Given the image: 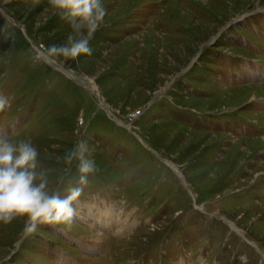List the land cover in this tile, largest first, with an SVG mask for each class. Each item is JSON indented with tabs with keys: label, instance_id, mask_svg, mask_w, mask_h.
<instances>
[{
	"label": "rangeland",
	"instance_id": "obj_1",
	"mask_svg": "<svg viewBox=\"0 0 264 264\" xmlns=\"http://www.w3.org/2000/svg\"><path fill=\"white\" fill-rule=\"evenodd\" d=\"M258 88L264 0H0V137L62 196L94 162L69 222L0 221V264H264Z\"/></svg>",
	"mask_w": 264,
	"mask_h": 264
},
{
	"label": "clouds",
	"instance_id": "obj_2",
	"mask_svg": "<svg viewBox=\"0 0 264 264\" xmlns=\"http://www.w3.org/2000/svg\"><path fill=\"white\" fill-rule=\"evenodd\" d=\"M57 0H53V3ZM83 142L68 153L65 160L78 161V186H72L67 195L48 190V178L37 171V148L30 139L17 142L0 137V221L10 222L15 217L26 218V230L35 231L37 224L60 225L74 216V202L78 200L88 174L94 171V162L85 156Z\"/></svg>",
	"mask_w": 264,
	"mask_h": 264
},
{
	"label": "bare ground",
	"instance_id": "obj_3",
	"mask_svg": "<svg viewBox=\"0 0 264 264\" xmlns=\"http://www.w3.org/2000/svg\"><path fill=\"white\" fill-rule=\"evenodd\" d=\"M260 89V88H258ZM260 90H264L261 88ZM118 213L113 214L112 210L108 211L105 214H102L97 220H99V224L102 226L101 229L106 232H115V230H120V225L117 221ZM123 223V222H122ZM119 225V226H118ZM122 226V225H121ZM123 227V226H122Z\"/></svg>",
	"mask_w": 264,
	"mask_h": 264
}]
</instances>
